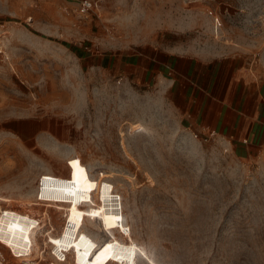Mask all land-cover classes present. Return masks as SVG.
<instances>
[{"label":"rangeland","instance_id":"374dc122","mask_svg":"<svg viewBox=\"0 0 264 264\" xmlns=\"http://www.w3.org/2000/svg\"><path fill=\"white\" fill-rule=\"evenodd\" d=\"M153 47L264 75V0H0V264H264V152L118 70Z\"/></svg>","mask_w":264,"mask_h":264},{"label":"crops","instance_id":"0c3cea01","mask_svg":"<svg viewBox=\"0 0 264 264\" xmlns=\"http://www.w3.org/2000/svg\"><path fill=\"white\" fill-rule=\"evenodd\" d=\"M141 85L168 92L181 121L194 132L228 142L243 158L264 152V75L230 57L150 48L117 64Z\"/></svg>","mask_w":264,"mask_h":264},{"label":"built area","instance_id":"2783aa9c","mask_svg":"<svg viewBox=\"0 0 264 264\" xmlns=\"http://www.w3.org/2000/svg\"><path fill=\"white\" fill-rule=\"evenodd\" d=\"M87 5H89V3H88ZM4 215H5V214H4V212H3L2 216H4ZM0 263H1V261H0Z\"/></svg>","mask_w":264,"mask_h":264}]
</instances>
